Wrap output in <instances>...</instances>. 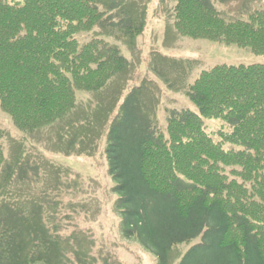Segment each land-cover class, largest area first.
Instances as JSON below:
<instances>
[{
    "label": "trees",
    "instance_id": "obj_1",
    "mask_svg": "<svg viewBox=\"0 0 264 264\" xmlns=\"http://www.w3.org/2000/svg\"><path fill=\"white\" fill-rule=\"evenodd\" d=\"M15 2L0 0V106L21 132L71 118L77 92L104 91L126 69L117 48L100 38L80 44L79 35L99 28L133 42L145 26V9L126 0L109 1L107 10L102 0ZM174 3L180 35L264 57V9L227 21L212 0ZM187 97L196 111H170L165 133L152 131L140 111L137 126L124 122L132 135L126 145L118 148L111 130L106 155L120 234L156 264H264V65L215 66L200 73ZM209 119L229 128L218 142L206 133ZM14 168L0 143V177ZM17 210L23 224L0 202V264H55L61 250L54 236L36 214L28 221L29 212Z\"/></svg>",
    "mask_w": 264,
    "mask_h": 264
},
{
    "label": "rangeland",
    "instance_id": "obj_2",
    "mask_svg": "<svg viewBox=\"0 0 264 264\" xmlns=\"http://www.w3.org/2000/svg\"><path fill=\"white\" fill-rule=\"evenodd\" d=\"M109 1L102 0L103 10ZM126 1L145 9L144 30L133 42L99 28L77 37L80 44L103 39L126 61L124 72L104 91L77 92L75 115L30 133L18 130L0 106L4 159L16 169L14 177H0V202L8 205L11 216L19 214V224L26 221V215L18 208L29 212L28 221L33 214L41 219L61 250V255L55 253V264H156L134 240H125L120 234L117 195L112 192L115 184L106 155L111 130L116 128L112 137L117 147L126 145L132 135L124 122L137 126L140 111L152 131L165 133L170 111H196L187 92L201 72L219 65H264V57L249 48L180 35L174 27V0ZM212 5L222 18L232 21L264 9V0L229 4L212 0ZM141 103L145 112L138 108ZM205 126L214 142L228 128L221 119L205 120ZM197 242L177 247L175 255H182Z\"/></svg>",
    "mask_w": 264,
    "mask_h": 264
}]
</instances>
